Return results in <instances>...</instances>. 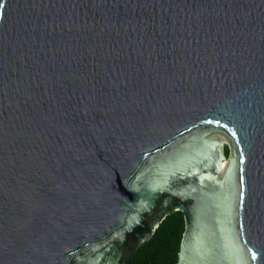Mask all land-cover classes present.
Returning <instances> with one entry per match:
<instances>
[{"label":"water","instance_id":"water-1","mask_svg":"<svg viewBox=\"0 0 264 264\" xmlns=\"http://www.w3.org/2000/svg\"><path fill=\"white\" fill-rule=\"evenodd\" d=\"M174 211L176 264H264V0H0V264H125Z\"/></svg>","mask_w":264,"mask_h":264},{"label":"trees","instance_id":"trees-1","mask_svg":"<svg viewBox=\"0 0 264 264\" xmlns=\"http://www.w3.org/2000/svg\"><path fill=\"white\" fill-rule=\"evenodd\" d=\"M184 227L183 213L171 212L125 264H176Z\"/></svg>","mask_w":264,"mask_h":264},{"label":"snow or ice","instance_id":"snow-or-ice-1","mask_svg":"<svg viewBox=\"0 0 264 264\" xmlns=\"http://www.w3.org/2000/svg\"><path fill=\"white\" fill-rule=\"evenodd\" d=\"M253 256H255V253H253Z\"/></svg>","mask_w":264,"mask_h":264}]
</instances>
